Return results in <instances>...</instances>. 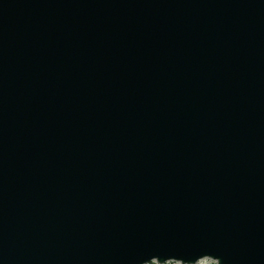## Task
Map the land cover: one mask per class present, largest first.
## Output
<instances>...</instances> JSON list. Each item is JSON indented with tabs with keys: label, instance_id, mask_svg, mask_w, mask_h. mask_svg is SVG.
Masks as SVG:
<instances>
[{
	"label": "water",
	"instance_id": "95a60500",
	"mask_svg": "<svg viewBox=\"0 0 264 264\" xmlns=\"http://www.w3.org/2000/svg\"><path fill=\"white\" fill-rule=\"evenodd\" d=\"M207 257L264 264V0H0V264Z\"/></svg>",
	"mask_w": 264,
	"mask_h": 264
},
{
	"label": "rangeland",
	"instance_id": "374dc122",
	"mask_svg": "<svg viewBox=\"0 0 264 264\" xmlns=\"http://www.w3.org/2000/svg\"><path fill=\"white\" fill-rule=\"evenodd\" d=\"M152 264H158V263H152ZM166 264H183L182 262H178V261H170ZM195 264H218L217 261L213 260L212 258H204V259H201L200 261H198L197 263Z\"/></svg>",
	"mask_w": 264,
	"mask_h": 264
},
{
	"label": "snow or ice",
	"instance_id": "6c2138e0",
	"mask_svg": "<svg viewBox=\"0 0 264 264\" xmlns=\"http://www.w3.org/2000/svg\"><path fill=\"white\" fill-rule=\"evenodd\" d=\"M153 257H157V256H153ZM153 259V258H152ZM152 259L151 260H149V261H152ZM178 259H182V258H178Z\"/></svg>",
	"mask_w": 264,
	"mask_h": 264
},
{
	"label": "bare ground",
	"instance_id": "6f19581e",
	"mask_svg": "<svg viewBox=\"0 0 264 264\" xmlns=\"http://www.w3.org/2000/svg\"><path fill=\"white\" fill-rule=\"evenodd\" d=\"M152 263H155V261H154V262H151V263H149V264H152Z\"/></svg>",
	"mask_w": 264,
	"mask_h": 264
}]
</instances>
